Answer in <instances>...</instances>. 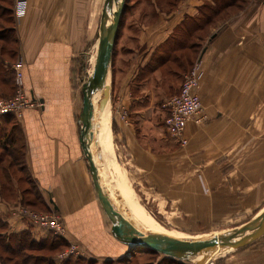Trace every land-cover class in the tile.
Here are the masks:
<instances>
[{
	"label": "crops",
	"instance_id": "crops-1",
	"mask_svg": "<svg viewBox=\"0 0 264 264\" xmlns=\"http://www.w3.org/2000/svg\"><path fill=\"white\" fill-rule=\"evenodd\" d=\"M169 1L151 0V10L158 16L141 25L140 39H136V51L132 52L135 57L131 56L126 64L119 63L117 67L115 59V64L113 61L115 113L110 118L112 124L108 134L112 133L115 154L116 151L123 153L125 161L122 164L117 158L120 168L116 171L117 163L107 160L112 156L107 134L105 166L110 172L112 169L118 172V180L113 172L112 175L119 186L127 183V188L134 189L137 195L145 200L151 195L158 204L164 199L185 201L180 194L187 192L192 196L193 187L202 184L208 191L203 205L197 209H214L216 213L225 209L228 215H246L256 210L260 213L264 209V131L254 125L255 121L246 127L245 121L249 119L245 116L222 113L220 107L228 103V79L218 80L213 76L216 71L212 38L207 40L202 48L204 52L201 50L197 59L204 70L199 92L207 119L202 123L194 120L188 123L187 144H177L164 126V101L179 88L172 94H159L158 97L154 92L149 93L147 81L141 78L145 69L157 73L173 57L171 55L188 46L186 43H190L193 36L187 27L204 23L206 18L202 10L205 5L214 3V0H176L171 5ZM22 2L27 11L16 19L15 32L27 61L25 89L34 94L42 106L26 109L21 119L4 115L0 123L8 121L6 126L9 127L19 121V136H23L26 147L25 166L36 192L50 207L62 213L67 238L80 244L85 253L83 257L103 259L112 253H103L111 248L112 241L80 141L83 94L82 89L77 88L73 72L79 47L78 42L61 29L59 19L61 10L66 8L65 0L61 5L62 0ZM43 9L56 12L43 16ZM183 72L180 75H184ZM223 81L226 89L221 92V86L219 91L216 83ZM120 108L125 111V118L120 116ZM120 163L131 176L132 183ZM1 196L0 191V216L7 226L0 234L28 230L35 240H41L25 221L11 217L10 205ZM120 200H124L123 197ZM247 246L244 251H249L237 258V264H264V235Z\"/></svg>",
	"mask_w": 264,
	"mask_h": 264
},
{
	"label": "rangeland",
	"instance_id": "rangeland-1",
	"mask_svg": "<svg viewBox=\"0 0 264 264\" xmlns=\"http://www.w3.org/2000/svg\"><path fill=\"white\" fill-rule=\"evenodd\" d=\"M18 1L19 0H14L13 6H15ZM104 1L105 0H65L64 2V0H62V2L59 3V5H61L64 2V8L66 6V8L60 12L59 21L62 25L61 29L64 32L66 31L68 35L78 42L79 55L75 57L73 61V72L79 90L82 89L83 83L92 75L94 55L97 53V33ZM150 2L151 0H127L125 3L113 55V61L115 59L116 67L119 63L126 64L127 61L131 59V56L132 59L135 57L132 52L136 51V39H140L142 31L141 25L147 24L157 18L158 15L155 10H151L152 4ZM214 3L210 4V7L208 6L202 10V12L207 13L208 16L211 15V21H208L203 29L194 33L190 43H186L188 46L175 53L173 59L166 62L164 66L162 65V69L160 71L158 70L157 73H151L148 69H145V71L141 73L144 75H142L141 78L147 81V90H150L149 93L154 92L158 97L159 94H172L180 88L183 82V75H180V73H182L183 70V73H186L194 67L205 43L207 40L209 42L212 38V43H214L212 49L215 51L213 68L214 71H216L213 73V76L218 80H221L222 77L228 79L227 84L224 83L225 81L221 82V84L216 83L219 91L220 86L221 92H224L226 87L228 91V103L220 107L222 113L229 114L232 117L245 116V119H249L245 121L246 127L252 125L253 121H255L254 125L261 131H264V0H218L215 4ZM216 9H219V11L216 12ZM41 12L43 16H51V14L56 11H54V9H43ZM9 25H11V23L7 24V26ZM14 25H16V22ZM218 31L219 33L215 35V37H212V35L214 33L216 34ZM223 32L225 34H222ZM226 33H228L227 36ZM14 36L17 41H7L8 39L0 37V56H2L4 60V66L2 65L4 72L0 76V78L4 80V83L0 86V100L13 98L17 94L18 87L15 83L16 71L13 68V64L17 63L18 66H20L23 82L25 84L27 61L20 51V39L15 30L12 32V38H14ZM128 49H130L131 52H127ZM122 73V75L125 74L124 72ZM118 75L119 74L116 73V76ZM223 78L222 80H224ZM110 85V118H112L115 113V93L112 90V79ZM38 108L40 107L34 109ZM119 113L120 116L125 118V111H123L122 108L119 109ZM17 122L20 124L19 121ZM13 124H16L15 133H18V136L21 135V133L19 134L20 126L18 127L16 122H13ZM8 128H10V126ZM108 138L110 140V152L112 156L110 158L107 157V160L111 163L116 162L117 167L114 168H116V171H119L120 166L118 164V159L123 164L125 161L124 154L119 151H116L115 154L112 133L108 134ZM20 139H22L21 143L23 147L25 145L23 136H20ZM92 140L93 138L90 139V144ZM187 143L188 141L186 144ZM177 144L182 145L183 143L178 142ZM17 153L20 158L14 160L12 164L10 162L11 157L5 154L4 158V152L0 149L1 199L4 202L6 201V204H9L10 207L22 205L32 210L43 211L26 205L21 201V198H33L36 190L29 171L25 166L26 147L24 146V148L18 149ZM122 164L121 168L123 172L129 182L132 183L130 179L131 176ZM116 171L112 169L113 175L116 176L118 180L119 174L118 172L116 173ZM199 172L200 171H197V173ZM14 181L17 182V185H14ZM207 191L208 190L205 191L204 186L201 184L193 187L192 196L188 195L187 192L180 194L181 198L185 201L176 202L170 199H164L160 200L159 204L151 199V195L148 197V200L138 195V199L141 200L139 201V205L141 203L146 211H141L132 206L131 208L129 207L132 220L123 222L125 229V233H123L128 236L126 230L127 227L130 226V228L133 227L135 231V237L133 238H145L146 236L143 229L149 226V222L145 219H152V221H156L158 224L157 226L162 225L168 230L180 232L188 237L204 235L214 236L219 232L224 234L222 232L246 223L259 214V210L246 215H228L225 209L220 208L218 213L214 212V209L210 210L201 207L197 209L198 206L203 205L202 202L207 195ZM142 198L144 200H142ZM189 198H193V201H189ZM131 199L130 197L128 202H132V205L135 204ZM118 206L121 211L122 207L120 205ZM49 208L48 212L54 210L53 207L49 206ZM102 211L104 213L103 217L106 220V230L112 241L109 243L111 248L105 249L103 253L105 254L109 251L112 253L104 256L105 258L103 259H98V257H96V264H127L117 259L129 257L131 255L129 252L130 246L112 235L111 220L103 208ZM55 212L62 216L59 210L56 209ZM138 213H140V215H138ZM121 214L124 215L123 212ZM133 218L136 221L133 220ZM0 227L3 228L1 225ZM53 236L54 235L48 234L47 237H45L46 239L48 238L45 240L47 245L51 242ZM60 240H56L58 245L57 248L53 250H49L47 247L46 249L37 248L33 250V255H53L56 261H63L58 259V256L63 251L69 250L72 242L80 246L78 242L69 240L67 234L65 237H61ZM112 243L113 245H111ZM247 245L221 252L214 258L207 257L205 263L237 264V258L249 251H244V247ZM124 246L126 247L122 249ZM122 252L124 254H122ZM132 253L136 255L135 260L140 264H171V260H173L175 264H177L176 262L180 264H196L198 261V259L196 261L185 255H180L183 259L167 256L148 247L138 249L136 252ZM25 254L27 253L15 255L11 252L3 251L0 247V258H2L1 261H3H0V264H23L22 259L25 257ZM83 256L85 255H72L68 258L75 260L78 257L84 258ZM110 260L112 261L110 262ZM31 261L33 262L34 259ZM25 264L28 263L25 262ZM81 264L87 263L81 262Z\"/></svg>",
	"mask_w": 264,
	"mask_h": 264
},
{
	"label": "water",
	"instance_id": "water-1",
	"mask_svg": "<svg viewBox=\"0 0 264 264\" xmlns=\"http://www.w3.org/2000/svg\"><path fill=\"white\" fill-rule=\"evenodd\" d=\"M125 3L126 0L104 1L97 33V53L92 75L82 85L83 103L80 112V121L82 124L80 141L85 156L89 162L96 195L102 208L111 220L112 235L130 246V254L145 247L152 248L153 250L167 256L177 258H181L179 253L182 251H200V258L198 259L197 264H206L205 260L211 249L225 246L230 248L242 247L264 235V209L246 223L233 228L235 229L233 232L219 234L218 236H210L205 239L153 240L147 237L143 239L131 238L118 232L119 224L124 222L125 219L117 209L114 201H112L105 192L99 173L98 163L90 151L89 133L92 130L91 105L93 99L100 97L106 88H108L109 91L111 89L110 82L113 54ZM108 12H112L111 15ZM212 36H214V34ZM204 50L205 49H203L202 52H204Z\"/></svg>",
	"mask_w": 264,
	"mask_h": 264
},
{
	"label": "built area",
	"instance_id": "built-area-1",
	"mask_svg": "<svg viewBox=\"0 0 264 264\" xmlns=\"http://www.w3.org/2000/svg\"><path fill=\"white\" fill-rule=\"evenodd\" d=\"M26 10L24 3L19 0L14 9L15 18L23 17ZM13 68L16 71L17 94L13 98L0 100V117L13 115L17 119H21L25 109L41 107L42 103L34 94L26 91L20 66L16 63L13 64ZM203 73L201 62L198 60L191 70L184 73L179 90L166 98L163 104L166 111L164 115L165 129L173 139L183 144L187 142L186 129L188 123L191 120L202 123L207 119L199 92ZM55 211H37L22 205L10 207L11 217L29 224L35 232V237L39 239L47 237L48 234L57 237L66 236V223L63 217ZM72 255H84L82 248L73 242L70 249L63 251L58 259L64 260Z\"/></svg>",
	"mask_w": 264,
	"mask_h": 264
},
{
	"label": "trees",
	"instance_id": "trees-1",
	"mask_svg": "<svg viewBox=\"0 0 264 264\" xmlns=\"http://www.w3.org/2000/svg\"><path fill=\"white\" fill-rule=\"evenodd\" d=\"M218 0H214L216 2ZM127 2V0H126ZM171 5H174L176 0L169 1ZM14 0H0V37L4 39H8L7 41H17V39L12 38V32L15 30V14H14V7L13 6ZM210 7V4L205 5V8ZM219 11V9H216V12ZM204 16L206 18V21L204 23L197 22L196 26H188L187 31L192 34L196 32V30L203 29V27L206 25L208 21H211V15H207V13H204ZM8 23H11V25L7 26ZM4 48V47H3ZM114 55V54H113ZM173 56V55H171ZM173 58V57H172ZM171 57L167 60L170 61L172 59ZM166 61V62H167ZM4 60L2 59V56H0V76L4 72L3 68ZM3 65V66H2ZM9 71V70H7ZM4 83L3 78H0V86ZM8 83V82H7ZM5 118V117H4ZM8 121H6L4 124L3 122L0 123V149L4 152V158L5 154L9 157H11V163L13 164V161L16 159H19L17 150L24 148L22 147V143L20 139V136L15 133L16 125H11L10 128H8L7 125ZM21 144V145H20ZM22 156V155H21ZM3 158V157H2ZM21 201L29 206H32L34 208H37L38 210L48 211L50 208L48 204L43 200L42 196L35 192V195L33 198L25 199L21 198ZM0 225L4 228L7 226V222L4 221L3 216H0ZM1 228V227H0ZM2 229V228H1ZM0 229V231H1ZM48 239V238H47ZM46 238H43L41 240H35L31 233L27 231H23L21 233L16 234H10V235H2L0 234V247L3 251L11 252L12 254H19V253H27L25 254V257L22 259V263L25 264H81V262H86L87 264H96V260L93 258H80L77 259H65L63 261H56L55 257L53 255H45V254H39V255H33V250L40 248V249H46V247L49 250H53L57 248L56 240H60L61 237L53 236L51 238V242L47 245L45 240ZM61 241V240H60ZM136 252V251H134ZM132 255V256H131ZM129 257L119 258L117 260H122L123 262H126L127 264H140L138 263L135 258L136 255L131 253ZM34 261L32 262L31 260ZM169 258V257H165ZM173 259V258H172ZM2 258H0V261ZM112 260H110L111 262ZM114 261V260H113ZM175 261V260H174ZM3 262V261H1ZM171 264H175L173 260H171ZM177 264H180L176 262ZM108 264V263H107ZM110 264V263H109Z\"/></svg>",
	"mask_w": 264,
	"mask_h": 264
},
{
	"label": "bare ground",
	"instance_id": "bare-ground-1",
	"mask_svg": "<svg viewBox=\"0 0 264 264\" xmlns=\"http://www.w3.org/2000/svg\"><path fill=\"white\" fill-rule=\"evenodd\" d=\"M114 9H115V7H114ZM111 13L112 12H110L109 14L111 15ZM95 58H96V54L94 55V62H95ZM108 81H109V79H108ZM91 106H92L91 107L92 130L90 131L89 135H90V139L93 138L92 142L95 140L94 141L95 143L91 142V144H90V141H89L90 151L92 152V154L94 155V157L96 158V161L98 163L99 173L101 176V181H102L105 192L107 193L108 197L112 201H114V203L116 204V207L119 211H120V208L118 205H120L122 207V212L124 213V216H125L124 217L125 222H128V221L132 220V214L129 210V207L131 208V206H132V207L138 208L140 210H142V209L144 211H146V210L144 207L139 205V201H140L138 199L139 196L134 191V189L127 188V183H125L123 185V187L119 186L118 183H116L112 173L109 171V169L107 168V166H105V163H104L105 162V160L103 158L105 155L104 152L106 151V147L108 145V138L106 139L105 135H106V132L108 134V131L110 129V116H111L109 89L106 88L100 97L94 98ZM108 106H109V108H108ZM104 137H105V139H104ZM103 175H104V178H103ZM129 196L132 198V200H134L135 205L134 204L132 205L131 204L132 202H130V203L128 202L130 200ZM122 197L124 200H120ZM124 203H125V205H124ZM127 203H129V204H127ZM120 213H121V211H120ZM138 215H140V213H138ZM133 220H135V219L133 218ZM145 220L149 222V226L145 227V229H143V232H145V236L147 238H150L153 240H169V239L194 240V239H205V238H209L211 236V235L210 236L204 235V236H194V237L189 236L188 237V236H186L180 232L168 230L162 225L157 226L158 224L156 223V221H152V219L151 220L145 219ZM28 226H29V224H28ZM232 228H234V227H232ZM232 228L228 229L222 233H224V234L231 233L235 230ZM126 231L128 232L129 237H132V238L135 237V235H134L135 231H134L133 227H131V228H130V226L127 227ZM118 232H120L121 234L125 233L123 222H121L119 224ZM219 234H221V232H219L218 234H215L214 236H218ZM139 239H143V237H141ZM231 249L232 248L226 247V246L213 248L209 251V254L207 257L208 258H214L219 253L224 252V251H229ZM180 255L181 256L185 255V256L192 258V259L197 261V259L200 258V251H190V250L189 251H182L179 253V256Z\"/></svg>",
	"mask_w": 264,
	"mask_h": 264
}]
</instances>
